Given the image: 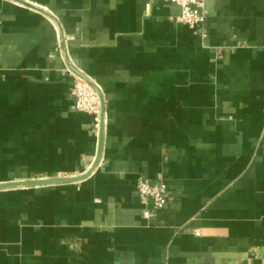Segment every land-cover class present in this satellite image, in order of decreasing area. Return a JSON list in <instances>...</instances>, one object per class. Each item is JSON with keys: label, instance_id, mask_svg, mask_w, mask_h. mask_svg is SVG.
<instances>
[{"label": "crops", "instance_id": "obj_1", "mask_svg": "<svg viewBox=\"0 0 264 264\" xmlns=\"http://www.w3.org/2000/svg\"><path fill=\"white\" fill-rule=\"evenodd\" d=\"M207 7L0 0V185L55 181L0 188V264H264V0Z\"/></svg>", "mask_w": 264, "mask_h": 264}, {"label": "built area", "instance_id": "obj_2", "mask_svg": "<svg viewBox=\"0 0 264 264\" xmlns=\"http://www.w3.org/2000/svg\"><path fill=\"white\" fill-rule=\"evenodd\" d=\"M180 6L181 12L176 20L190 28L202 29L208 20L209 0H166ZM221 56V54H219ZM70 74L74 77L71 93L75 98V108L80 112L89 114L98 129L102 123V90L99 86L90 82V79L81 70H72ZM139 196L144 204L150 200L153 202V209H146L144 215L150 217L154 210L163 208L168 198L166 195L167 186L164 182H151L148 178H140L137 182Z\"/></svg>", "mask_w": 264, "mask_h": 264}, {"label": "water", "instance_id": "obj_3", "mask_svg": "<svg viewBox=\"0 0 264 264\" xmlns=\"http://www.w3.org/2000/svg\"><path fill=\"white\" fill-rule=\"evenodd\" d=\"M101 103H102V114L104 113L103 111V100L101 98ZM104 121L102 119V123H101V138L103 137V131H104ZM49 182H55L54 180H44V181H28V182H13L11 184H1L0 188L3 187H9V186H19V185H34V184H42V183H49Z\"/></svg>", "mask_w": 264, "mask_h": 264}]
</instances>
